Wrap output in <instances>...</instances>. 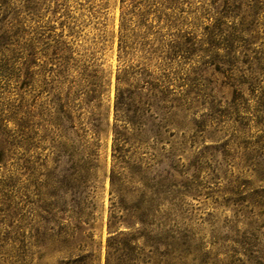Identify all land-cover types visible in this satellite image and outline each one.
<instances>
[{
	"label": "trees",
	"instance_id": "obj_1",
	"mask_svg": "<svg viewBox=\"0 0 264 264\" xmlns=\"http://www.w3.org/2000/svg\"><path fill=\"white\" fill-rule=\"evenodd\" d=\"M162 1L172 8L177 0ZM209 1L213 23L208 26L205 37L186 36L184 48L179 47L175 53L185 59L198 53L207 54L212 59L206 64H217L218 72L225 77L222 84L232 88L230 100H218L210 94V101L202 102V105L209 104L206 120L194 112L202 99L199 94L202 90L196 85L198 79H193L181 95H175L162 80L151 75L147 76L148 80H131L133 73L124 70L123 75L117 77L111 207L107 221L112 236L107 241L105 264H155V247L162 244L161 239L173 241L171 243L177 240L176 236L168 234L160 238L155 231L160 224L164 225L161 220L165 213L161 208L167 198L181 192L171 190L166 184L169 177L172 178L168 172L167 177L159 174L148 178L147 175L155 166L175 158L174 145H171L172 151L167 147L171 143L167 136L182 134L177 144L185 150L188 143L191 147L201 138H207L208 130L218 125L230 127L238 134L236 137L242 140L243 151L232 153L230 142H225L220 146H204L191 156L189 153L188 166L184 170L188 175L186 195L199 197L202 193L199 189L204 186L202 173H205L204 178L220 180L217 176L226 173L223 167L230 165V159H238L246 173L233 181L228 180L225 195H230L226 200L235 206L230 222L241 223L243 228L232 226L235 239H228L232 247L226 264H264V225L260 224L264 221V0ZM122 29L125 30L124 24ZM15 53L8 47V39L2 38L0 89L12 78H20L23 69L26 73L22 88L36 84V72L31 69L36 66L35 62L29 60L20 67L17 59L22 57L19 52ZM64 83L67 85V81L59 82ZM68 85L52 87L55 92L46 112L41 110L25 118L0 113V167L20 153L24 163L11 164L17 171L24 168L35 176L39 167L46 163L56 165L48 181L36 179L34 184L37 198L31 212L36 232L34 246L47 249L58 243L67 252L80 251L68 257L67 264H94L97 255L92 246L91 221L95 219L97 208L94 192L98 150L97 142L87 140V134L92 131L95 138L101 125L102 114L95 115V110L101 111L105 84L101 77L89 72L84 74L82 83L68 82ZM90 103H93L89 111L92 118L88 122L91 128H80L84 131L81 134L76 113ZM96 116L99 118L94 119ZM11 121L17 129L9 128ZM47 145L50 154L44 156L39 150H45ZM142 147L152 150L147 158L137 156L136 150ZM30 152L33 154L28 155ZM215 153L222 154L223 164L212 167L207 161L208 154L215 156ZM62 165L68 168L57 174ZM172 170L181 173L174 167ZM14 174L11 173V179L21 172ZM5 183L3 181L8 186ZM173 187L177 188V184ZM66 195L71 197L69 202ZM123 228L135 231L127 233ZM161 256L163 264H168L167 257L171 253Z\"/></svg>",
	"mask_w": 264,
	"mask_h": 264
},
{
	"label": "rangeland",
	"instance_id": "obj_2",
	"mask_svg": "<svg viewBox=\"0 0 264 264\" xmlns=\"http://www.w3.org/2000/svg\"><path fill=\"white\" fill-rule=\"evenodd\" d=\"M210 2L177 0L172 8H168L170 5L162 0H0V40L8 39V47L15 50V55L20 53L22 59H17L20 67L29 60L36 64L31 68L36 72L35 86L22 88L26 73L23 69L20 78H12L0 89L1 114L25 118L41 110L46 112L55 92L52 87L59 85L65 88L69 86L68 82L82 83L84 74L89 72L104 81L102 108L101 111L95 110V115L101 112L102 122L95 138L92 131L87 134V140L97 142L98 150L97 188L94 192L97 208L95 219L91 221L92 246L96 248L97 255L94 264H105L106 245L112 236L107 221L111 207L110 173L117 77L123 75L124 70L133 73L131 80H148L147 76L151 75L162 80L175 95H181L193 79H198L196 85L202 90L199 93L202 99L194 112L196 116H204V120L208 117L209 110L206 108L209 104L202 105V102H209L210 94L223 101L232 97V88L222 84L225 77L218 72L217 64H206L212 59L207 54L195 53L197 55L190 59L175 54L179 47L184 48L186 36L205 37L208 26L213 23ZM123 24L125 30L122 29ZM64 81L67 85L59 84ZM92 104L84 105L85 108L76 113L81 134L84 131L80 128H91L88 122L92 118L89 113ZM9 128L17 129L12 121ZM176 135L167 136L171 142L167 147L172 151L171 145H174L175 158L172 162L164 161L162 165L155 166L154 171L147 175L148 178L159 174L167 177L168 172L172 178L169 177L166 184L171 190L181 192L170 195L161 208L165 213L161 220L164 225L160 224L155 232L160 234V238L168 234L176 236L177 240L171 243L173 241L161 239L162 244L155 247V264H163L161 255L167 252L171 253L167 257L168 264H226L232 247L228 239H235L232 226L239 230L243 226L230 222L235 206L232 201L226 200L230 195H225V190L229 187L228 180L233 181L246 172L238 159H230V165L223 167L225 175L217 176L220 180L204 178L205 173H202L201 180L207 188L203 186L199 189L202 192L199 197H190L186 195L188 175L184 174V170L188 166L189 153L191 156L204 146L230 142L232 153H242L244 145L232 128L219 125L208 130L207 138H201L195 145L190 147L188 143L185 150L177 144L182 134ZM48 146L39 152L49 155ZM136 153L147 158L152 150L142 147ZM21 157V153L13 156L0 167V264H67L68 257L80 251L67 252L58 243L47 249L34 246L36 232L31 214L35 208L33 202L37 200L34 184L36 179L48 181L56 165L48 162L32 176L24 168L17 171L12 167V163H24ZM208 159L212 167L217 163L223 164L220 153H215V156L208 154ZM62 166L57 174L68 168ZM173 167L181 173L173 171ZM12 172H15L14 175L21 172V175L11 179ZM175 184L177 188L173 187ZM65 199L69 202L70 195H66ZM260 224L263 226L264 221ZM54 228L60 231L58 227ZM122 231L131 233L135 230L123 228ZM169 243L172 246H167Z\"/></svg>",
	"mask_w": 264,
	"mask_h": 264
}]
</instances>
